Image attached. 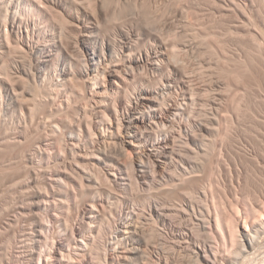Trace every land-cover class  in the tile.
Wrapping results in <instances>:
<instances>
[{
	"label": "rangeland",
	"instance_id": "374dc122",
	"mask_svg": "<svg viewBox=\"0 0 264 264\" xmlns=\"http://www.w3.org/2000/svg\"><path fill=\"white\" fill-rule=\"evenodd\" d=\"M68 1L69 0H66V3L67 5H69L68 7L70 12H72L71 10H73V12H75L73 14H76L77 5H79L76 1H80L81 3V0H70V3ZM113 1L112 0H105V1L82 0V2L85 3L84 5H87V8L88 9L90 8L91 11H93V9L94 10L96 9L95 13L97 11L96 7H98L96 6V3H98L99 5L102 4L101 2H103V5H105L104 8L105 7L106 8L103 10V13L101 15L102 17L99 16L100 18L99 22H101L99 23L100 24L99 30L101 29L100 33L102 31L103 37H105L104 35L106 34L107 36L106 38H109L110 40H112L111 38L113 39L115 38L114 41H116L117 44L119 43L118 45H115L116 43L113 42L112 40L113 42L112 45H114L115 49L117 48L116 50L117 55H121L120 49H122V46L125 45L126 39L125 37H123L122 32L125 33L126 31L128 32V35L129 36L131 35L132 38L134 39V40L131 39L133 41V43L131 42V45L134 44L133 45L134 47L132 46L134 49L132 48L131 51V53L133 51L134 53L132 54H135V50L137 51V55H138L141 52L145 53L144 51L151 50L153 48L157 53L158 52L161 53L164 50V52L166 51L165 53L169 57L173 56L171 58L173 60V63L171 62L170 64L165 62V64H167L166 65L167 67L164 66L165 65L163 64L164 62L160 60H159L160 62L158 61V64L160 63L163 70H165V68L166 70L170 68L171 69V70L169 69L170 71L165 70L166 71L165 72L162 70L161 72L162 74L160 72L154 74L153 72H151L152 69L147 70L148 67L151 68L150 62L145 64V66H143L144 69L143 68L139 69L140 73H138V70H136L135 71L136 75L137 73L138 75L140 74L139 76H136V78L139 77V80L138 79L137 81L136 79L132 80L133 82L135 81L134 83L131 82L130 80L129 83L131 84L130 92H135L132 89L133 85L134 87L137 86L136 88L139 90V93L136 90L137 94H140L141 92L140 89L144 86L145 87L148 86V88L156 87L154 89L157 92L156 94L158 97L157 100L159 99V103L162 105L161 107H165L166 105H169V103L170 105L178 104L177 106L181 104L183 108L184 106L186 107L184 110L181 109L179 114H176L179 115L177 116L178 118L176 117L175 114L172 115L175 116L176 120L174 117L171 118L172 116L170 115L171 117L169 116L165 124H160L157 126L155 124L152 125L153 128L155 127L157 131L162 128L161 129L163 130L162 132H157L156 130H154L155 128L154 129L152 128V126H149L148 128V130H151V132L149 131L147 132V134L150 133L148 134V140L150 141V143H153V141L157 139L156 135L158 134H159L158 137L167 136V134H164L167 133V131H168V135L170 136L171 134L173 135L171 136V138L174 139L173 141H175L176 137L178 138L177 139L178 141H175V143H173L174 146L176 144L175 154L174 151L172 150L173 144H171L170 146L172 147L171 150L173 151V154L171 153V155L168 157L166 161V162L170 161L168 167H166L167 163H165L164 165V170H163L164 173L163 172L160 173L159 171H157L156 168L150 166L152 162L145 160L144 162L146 166L144 170L146 172L143 170L142 173L138 174L139 172L137 170L136 172L135 169L133 168L135 167V162L133 161L134 159L132 160L133 161L132 165L134 164V166L132 167V165L129 166L128 164V163L131 164V162H128L129 160L127 161V158H124V156H122L121 159V161L123 162L122 164L121 161L118 159L120 157L119 156L117 158L112 159L111 163L112 162L113 163L111 165L112 168L115 169L114 172H118L120 175L118 173L116 174L119 177L122 176L120 177L121 180L119 178L120 182L118 181L119 182L118 184L110 179L111 181L109 180L107 184V180L106 179L103 180V178H105L103 177L104 174L102 175V173H104V171L102 170L103 168L99 166L101 167V171H100L98 164L94 163L95 159L93 157L95 156V154L94 156H92L93 163L91 166L92 167L97 166L94 167V169L99 168V170H97L99 172H94L95 170L91 167L93 176L95 174L96 175L101 174L100 176L101 178L102 177L103 178L100 181L102 180L104 182L106 181L105 184L103 181H102L103 183L100 182L102 183L100 185H102L104 188L101 186L102 187L101 189L100 186H97L98 188L100 187V189L96 188L99 192L93 189V194L96 193L94 195L96 196L99 195L98 197H96L94 202L95 203L97 202L96 205L98 204L97 205L99 207L98 209L102 211V212L100 211V214L102 213V215L100 216L99 214V218L98 220H96V224H94V226L98 225L95 227L96 230L94 236L95 238H97V236H99L101 232L102 233L100 235L106 234L104 235V237L106 236L105 237L106 240L112 243L111 245L109 244V250L112 248H116V246H113L116 239L113 234H112L113 236L111 235L110 230L116 229L117 227H119L121 223L125 224L130 219L131 221L134 219L133 221L134 222L136 221L137 222L136 224L141 226L142 230H145L147 233L150 231L154 236L153 241H156L155 242L156 244H155V248L152 247V249L149 252L150 259L154 258L157 261L158 258L160 257L162 258V256L163 258H166L167 256L166 259L169 260V264H188L187 260L188 261L192 260L193 258L191 259V257L193 255L190 252V250L187 249L188 248L187 246L188 244L192 245L191 244L192 242L190 241V243H188L189 241H187L188 240L187 238H185L187 240H184V238L179 237L181 236V233L186 231L184 232L186 234L187 232L188 234L194 232L195 234L194 233L193 234L195 235V238L198 241L201 240L205 242L206 241L211 242V240L212 242L215 241L214 242L215 247H217L220 254H223L221 255L222 257L221 262H223L225 258L232 257V255H235L234 252L238 250L239 248L238 242H240L239 239L242 238V231L245 221H249L250 223L264 222V0H173V1L172 0H165V1L164 0H154V1L127 0L128 2L126 0H113ZM73 4H76V6ZM72 5L74 7H72ZM125 6L127 8H125ZM177 8L179 9L177 10ZM56 12L57 11L52 12V15H54L53 13H55L57 16L58 14H60L59 17H56V15L53 16L58 19V20L56 19L57 20L56 22L59 21L58 22L59 24H62L64 27L67 26L68 27V28L66 27L67 29L70 28L69 32L65 33L67 34L66 37L67 36L69 37L71 35L70 34L71 32L72 33L74 32L75 34L76 33L75 30L71 29L73 28L72 25H68L71 23L69 21L71 19L68 17V15L65 16V14H62L61 12L59 13V11L57 12L58 14ZM63 15L65 16V19L67 17L68 20L62 19ZM61 19L62 21H60ZM64 20L66 23L68 21L70 23L68 22V24H66ZM119 32L120 34H118ZM72 35L71 37H69L70 40L71 38L72 40H74L75 35H73V37ZM68 37L65 38L67 39L65 40V42L70 41L68 40ZM120 40H122L124 43H120ZM163 41H166V43ZM160 42L162 43L160 44ZM73 43L74 41L71 43L72 46L74 47ZM167 46L169 47L167 48ZM73 47L70 46L72 50ZM138 49H143L144 51L141 50L139 53ZM167 51L170 52L173 51V53L172 52L168 53ZM170 54L172 56H170ZM173 54L174 55L176 54L175 57ZM168 64L171 67L168 68ZM174 66L175 69H179V68L182 69L183 74L180 73L181 76L179 73H176L174 71ZM169 75L171 77L170 86L173 85V87L171 86L172 88L169 87L170 89L169 88L165 89L166 88L164 87L165 84L162 83H166V81L169 79ZM12 77L10 75L8 78L12 83H15L14 81H16V79L14 78L13 81L11 79ZM172 79H174V81ZM18 83L19 82L15 83L16 87L22 86V85L19 86V84L21 83L19 84ZM80 83L78 82V87L80 85H83L82 83L81 84ZM96 84L98 83L96 82ZM161 84L163 85V87ZM25 87L28 86L25 85ZM41 87H40V91L43 89V87L42 88ZM44 88L45 89L41 91L42 93L38 90L39 88H37L39 92L37 91L36 93L35 91L33 93H36L37 96L40 93L39 96L41 97L43 96L42 102L44 101L43 102L44 105L41 107V105H39L36 102L38 106L36 105L37 108L35 106L36 108L35 114L36 116L38 115L40 116L41 114L42 117L44 116V118H47L46 119L47 121L48 120L47 116L49 113L46 114V109H48V106L46 107L44 106L45 104L48 105L46 101L47 99H49L48 95L50 94L51 96V91H49L47 85L44 86ZM33 89L35 90V88ZM33 89L30 88V90L32 91ZM47 90L49 91V93L46 94ZM163 90L164 92L165 90H167V92L164 93ZM45 95H47L48 97H46ZM41 97L38 98L40 99ZM162 97H164V99H167L165 100V102H167L165 106H164L165 103L163 104L164 100ZM43 98L45 100H43ZM160 99L163 101L162 103ZM20 106L21 105H19L18 108L16 106L15 109V107L13 106H9V105L6 106L3 104V107L0 109V111H2L4 108L2 113L5 114L3 115L1 113L2 115H0L1 117L0 118V264H33V263L38 264L39 262L41 263L40 260L43 261L46 260L45 264H48L49 261L52 262V260L54 261L58 258L60 259L61 257L60 254L62 255L63 253L64 254L62 255L61 258H66L65 260H70L71 258L72 260L76 259V261H74L76 264H80L81 262H83V260H84L83 264L84 263L94 264L96 260L98 261V263L97 262L96 263L99 264L100 260H102L101 257L103 256H100L101 251L98 250V248L95 251L98 250L100 252V255L98 256L99 254L98 251L97 254H95L96 252L94 251L93 254L97 256H95L96 258L94 257V255L92 256V252H91L92 250L90 251V248H92V243L89 245L90 247L88 246L89 250L85 248L84 245H82L83 247H81L79 245L74 244L76 241L81 240L80 238L82 237V235L85 238L89 236L92 237L91 236L92 227H90L92 225V222H90L89 220L85 222V220L82 218V215L78 214L79 216L78 217L77 214H75L78 213L76 209H74L75 203L79 201V204L81 205L82 204L80 202L81 200L80 199L75 200L74 198H73L74 200L71 199L73 202L76 201L75 203L73 202L69 203V205L71 204L70 206H72L70 207V209H73L71 210L72 211L71 213H74L76 211L74 214L71 215L67 211L68 210L67 202H69L70 199L66 200L67 201L66 202L63 201L65 199L61 200V197L57 196L60 187L58 186L59 183L56 181L55 178H57L56 172L58 171V166L62 164L61 163L62 161L59 160L58 158L59 150L57 147L59 145L56 142L60 143V141L58 140H60L61 138L55 136L54 132L53 134L55 137L52 136L53 135L52 131L47 130L50 129L49 128L50 125L48 124V122L45 124V126L48 124V127L46 129L42 127L38 128L37 127L38 125L36 126L37 128H35L33 127L34 125L31 126L30 123H27L26 122L27 118L26 119L22 118L24 117L23 114L22 116L21 114L19 116L18 111L20 110V113L22 112ZM42 108L44 109L46 108V109L42 110ZM12 109H15L14 110L15 112L17 110V112L13 113V111H11ZM39 111L42 112L40 113ZM37 112H39L40 114ZM106 112H108L107 114L111 115V112L109 110ZM7 114L9 116H7ZM92 117H93L92 119L94 120L92 121L93 124L95 122L96 115L92 114ZM18 118H20L19 121ZM50 118L51 116L49 117V120ZM52 119H54V116L51 118V120ZM112 119H115V117ZM22 120L25 121L24 125H23L24 121ZM21 121L23 123H21ZM27 125H28V129H27ZM161 125L165 129H163ZM29 127L32 128L29 129ZM5 133H7V135ZM40 134H42V136L44 135L45 138L46 136L49 137L47 140L48 143L49 141L51 142L53 141L54 143L57 137V141L55 142L56 146L54 145V147L49 148L46 142L44 143L41 142L40 138H43L44 136L41 137ZM180 135L181 137L183 136L184 139L180 138ZM174 136L175 138H173ZM5 137L6 138L10 137L11 140H13L14 138L13 140L14 142H12L11 144L8 143L7 145L5 144L3 145L2 142H4L3 140L5 139ZM38 139H40V142ZM180 139L183 140V142L184 140L186 141L185 143H183L184 146L187 142L189 143L186 144V146L188 145L187 146L188 148L185 146L187 149L185 148L183 149L182 143L181 144L178 143L181 141ZM193 139H196L197 142H194ZM37 143L38 144L40 143L39 145H42L41 149L42 148L44 150L51 149L50 153L52 152L51 153L52 156L50 154L51 156L50 159V156L48 155H45L43 158H41L40 155H38L36 157V161L33 162L34 166L32 168L31 166L33 165L32 161L28 159V157L25 158V155L27 153H25L24 151L25 149H29L30 147L31 148L34 147L33 149H35L36 147H38L36 146L38 145ZM109 144H107L106 146L109 147L114 146L112 142L110 145ZM27 151L29 150H26V152ZM173 156L174 158H172ZM124 163L126 166L128 164V166L126 167ZM41 164L43 165V167ZM35 165L37 167L39 166L38 167L39 169L43 168L45 170V172H40L39 169H36L38 170L37 172L39 174L41 173L42 175L44 174L43 176L40 175L41 176L40 177L37 174L35 175L37 177H34L32 175L31 171L33 169L35 170L36 168ZM115 165L117 166V168L115 167ZM61 167L63 168L64 166L61 165ZM62 168H60L59 166V169ZM120 168L122 171L120 170ZM143 175L145 176L148 175L149 176L148 180L144 179ZM12 176H14L15 178H12ZM28 176H30V178ZM19 178L22 179L23 182L25 180H28L29 178L36 185H38L39 183V186L43 188V190L44 189L47 190L46 192H44L45 190L44 191L41 190V192L49 193L48 195L50 198L49 200L54 204L51 203L52 204L51 205L50 201L49 202L47 201L46 204L47 205L50 204V206L54 209L53 213L56 214L55 216L53 213H51V216H48L47 212L38 211L35 209L32 196H34L33 194L37 193L38 190L40 191L41 188L37 189L39 186L37 187L36 185H33L35 186L36 190L35 189L31 190L32 187L29 190H27L26 188H29L28 186H32V185H30V183L29 185H27L26 183L27 181H25L24 183H26V185L23 183L24 184L23 186L22 181L19 180ZM35 178L38 181H36ZM14 179H16L15 181L17 182L18 180L20 181V183L18 182L19 185L16 184V182H14L15 184L13 185L11 180L14 181ZM52 180L54 181L52 182ZM110 182L112 183V185ZM148 182L151 184L149 185ZM106 188H108L109 190L108 189L106 190ZM30 191L31 193L30 195H28V192ZM100 191L102 192L103 195L101 194ZM28 196L31 197L28 198ZM57 197L59 198V201L61 200V202H58L59 204H57L58 201ZM100 197H104L103 199L106 198L108 199V201L107 200L101 201L100 199H98ZM27 199L32 204L27 202L28 201ZM27 204L28 206L31 204L29 208L30 207L33 208L32 209L30 208L31 210H29ZM103 204L104 206L106 205L105 206L106 208L108 207L109 211L108 209L106 210L105 208L104 210H106V212L103 210L104 207ZM117 204L120 206H118ZM57 206L58 207L67 206L65 207L66 209L64 211V213L66 211L67 213L63 214L56 211L57 213H59L57 214L55 212L56 210L55 207L58 208ZM45 207L46 205H44V208ZM1 211H3L4 213ZM158 211L160 214L163 211V213L166 214V217L169 219V221L172 222V224L174 225V228L172 227L173 230L175 231L174 234L172 233L173 231L170 232L171 228L168 225H164L163 223L159 222L158 215L156 214ZM37 212L39 213L37 214ZM35 214L37 215L43 214V216L41 215L40 216L43 219L45 218L48 219L49 221L54 220L53 222L51 221L52 223L51 225L48 224L50 228H52L50 234L48 232L45 233L42 232L44 233L45 235L44 236L43 234L41 235L37 232V230L39 231L41 230L38 226L40 220L42 219L41 217L38 218L39 216H36ZM57 215L59 217L61 215L62 217L67 216L68 221H66V217L65 219H62V217H60L61 219L59 217L57 218ZM206 217L211 220L209 225V227L212 226L211 228H208V223L207 226L205 225L206 224L205 222L207 220ZM154 218L155 220H153ZM70 219L72 220L69 221ZM48 220H46V223H50ZM102 220L105 223H103ZM77 221H79V223L80 221H82L83 224L81 222V226H80V224ZM67 222L69 225L66 224ZM100 222H102L101 223L102 225L100 224ZM84 223L85 226H83ZM162 225H164L165 227ZM69 226L70 227L73 226V229L76 230V231L73 230L74 234L72 233V231H70L71 229H69L70 228ZM99 227L103 229L102 231H100V233L99 230L101 229ZM81 231H83L84 234L85 232H87L85 234L87 235V237ZM32 232L35 233V235ZM37 233L41 236L39 237ZM178 233L180 234L179 236H177ZM210 233L214 234L213 237H216L214 238L216 240L209 237ZM47 234L49 235L47 236ZM161 235H165V237H167L169 242L164 245H161V239H160ZM99 238L100 237H98L97 240ZM40 239L41 242H38L40 241ZM58 240L64 241V243H66V246L71 245L72 247L74 246L76 247H74L75 248L74 249L70 246L71 248L70 247L69 248L72 251L71 252L68 251L69 250L67 249L68 247L65 246L64 248L66 250L63 248L62 249L63 251L61 250L62 252L61 253L57 248ZM99 240L100 242L103 241V239H99ZM176 240L177 241L184 240L182 241V243L184 242L185 244L179 242L177 246H174L177 242ZM53 241L55 242L53 243ZM67 242L69 243L71 242V244L68 243L69 244L68 245ZM170 243L172 246H169ZM179 245H181V247H179ZM52 247L54 249H52ZM171 247L174 249H171ZM76 248L79 250H76ZM161 249L162 251L163 250L165 251L162 252ZM78 251L80 253L83 252L82 258H80L81 255L80 253H78ZM263 253H264V249L261 252V254H259V257L257 256V258L259 259H256L255 262L257 263L255 264H261V263L264 264ZM168 255L172 262L168 258ZM48 256L50 258L49 261H48L49 259ZM83 257L85 259H88L87 262L85 259H83ZM79 259H81V262H77L79 261ZM93 259L95 261H93ZM260 259H262V261ZM49 264L52 263L49 262Z\"/></svg>",
	"mask_w": 264,
	"mask_h": 264
},
{
	"label": "bare ground",
	"instance_id": "6f19581e",
	"mask_svg": "<svg viewBox=\"0 0 264 264\" xmlns=\"http://www.w3.org/2000/svg\"><path fill=\"white\" fill-rule=\"evenodd\" d=\"M68 2L70 3V0ZM76 2L79 5H77V9H76L77 13L73 14L75 12H73V10H71L72 12H70L69 7H68L69 5H67L66 0H65V2H64V0H0V109L3 107V104L6 106L7 105L13 106V107H15V109H16V106L18 108V106L21 105L20 107H21L22 112L20 113V110L18 111L19 116H20V114H21V116L23 114L24 117H22V118H24V119L27 118L26 119L27 123H30L31 126L34 125L33 127H35V128L42 127L45 129L48 127V124H49L50 129H47V130H51L52 134L54 132L55 136L61 138L60 140H58V141H60V143L56 142L57 137H56V141H54V143H53V141L52 142L49 141V143H48L47 140L49 137L46 136V138H45L44 135H43L44 136L43 137L42 134H40L41 137H43V138H40L41 142H43V143L46 142V144L49 148L54 147V145L56 143L59 145L57 147L59 150L58 158H59V160L62 161L61 165H63L64 167L62 168L61 165H59L60 168H62V169H59V166H58V171L57 172L55 171L57 173L56 174L57 178H55V179L59 183V184L58 183H56V184H58V186L60 187L57 196L61 197V200L65 199L63 201H66L69 199L71 200L73 198L75 200L80 199L81 200L80 202L82 203L81 205L79 204V201H77V202L75 201L76 203L73 202L72 200L71 201L69 200V202L66 201L68 203V210H67L68 213H70L72 215L77 211L78 213H75V214H77V216H78V214L82 215V218L85 220V222L87 220L92 222V225L91 226L89 225L90 227H92V229H91L92 235L90 234L92 237H90V236L87 237V235H85V234L88 232V230H87V232H85V234H84V232H83L84 230H83L81 232H83V234L87 238H85L82 235V237L80 238L81 240L76 241L74 244L79 245L81 247H83L82 245H84L85 248L88 249V246L92 243V248H90V251L92 250L91 251L92 256L94 255L93 253L97 248H98V250L101 251V255H100V252L97 250L99 252L98 256L99 255L103 256V257H101L102 260H100L99 264H169V260L166 259L167 258L166 253H165L166 258H163V256H162V258L161 257L158 258L156 256L158 258L157 261L154 258L153 259L155 261L153 259H150L149 252L152 249V247L155 248V244H156L155 242L156 241H153L154 236H153L152 232L149 231L150 233L149 232L147 233L145 230H142L141 226L136 224L137 223L136 221L135 222L133 221L134 219L132 221H131V219L129 221L127 220L128 222L125 224H122L120 221L121 224L119 225V227H117L114 230H110L111 235L113 234L115 239H116L115 243L113 244V246H116V248H112L109 250V244L111 245L112 243L108 242V240H106V238H105L106 236L104 237V235H106V234L100 235L102 233V232L100 233V231L103 230V229H101V227H99L101 230H99L100 234L98 233L99 236H97V238L100 237L99 239H103V241L105 239V241L103 242L101 240L103 242L102 243L98 239L99 240V242H98L97 238H95V236H94V233L96 230L95 227L98 225L94 226V224H96V220H98L101 210L98 209L99 208L97 206L98 204L96 205L97 202L96 203L94 202L96 197H98L99 195L98 196L94 195L96 193L93 194V189L97 190L96 189V188H98L97 186L101 187L102 185H100V184H102L104 182L103 181L104 179L107 180V184H108V181L110 179L113 180L115 183L119 184V182H120L119 178L122 176L119 177L116 174L118 172H114L115 169H113L112 165H111L113 163V162L111 163L112 159L117 158L119 156L121 157V158L120 157L118 158L120 161L122 159V156H124V158H127V161L129 160L128 162H131V164L128 163L129 166L132 165V163L134 161L135 167H133L134 164L132 165V167L135 169V171L137 170L139 172L138 174L142 173L143 170L145 169V166H146L145 162H144L145 160L152 162L151 163L152 165L150 164V166H152L153 168H156L157 171H159L160 173L161 172L164 173L163 170H164L165 163H167L166 167H168V164L170 161L169 162H166V161H167L168 157L171 155V153L173 154V151H174V154L176 153L175 152L176 151V148H175L176 144L174 146L173 143H175V141H178L177 140L178 138L177 137L175 138V136H174L173 138H175V141H173L174 139L171 138V136H173V135L172 134H171V136L168 135V131L166 130L167 133H164V134H167V136L158 137V135H159L158 134V135H156L157 139L155 141H153V143H150V141L148 140V134H150V133L147 134V132L148 131L151 132V130H148V128H149V126H152L154 124L156 126L160 125V124H165V122H167L170 115L172 116L174 114L175 115L179 114L181 109L184 110L186 106H184V108H183V106L181 104L179 106H177L178 104H176V105L171 104L170 105V103H169V105H166L167 102H165V100H167V99H164V97H162L164 102L160 99L161 103L162 102H163V104L165 103L164 106L165 105L166 106L161 107L162 105L159 103V99L157 100V98H158L156 95L157 92L154 89L156 87H153V88L149 87L150 88L149 89L148 86H146L147 87V89H146V87L143 85L144 87H142V88L140 87L141 88L140 94H137V91L139 93V90L136 88L137 86L134 87V85H133L134 88L131 86L135 92H130V85L131 84H129V83H130V80H131V82H133L132 80H134V79H136V81H137V79L139 80V77L136 78V76L140 75V74L138 75V73H140L139 69L140 68L144 69L143 66H145V64H147L149 62H150L151 68L148 67L147 70L152 69L153 71L151 70V72H153L154 74L155 73L157 74V72L161 73L163 69H162V66L160 65V63L158 64V61L160 60V61L164 62L163 64H165V62L171 64V62L173 63V60L171 59L173 56L170 54V56H172V57H169L165 53L166 51L164 52V50L161 53H159V52L157 53V52H155V50L153 48L151 50H146V51L143 50L144 48L138 49L139 53L141 50H143L145 53L141 52L140 54L137 55V51L135 50V54H132V53H134V51L131 53L132 48L134 47L133 46L134 44L131 45V42L133 43L132 40H134V39L132 38L131 35H130L131 36V38H130V36L128 35V32H126V31H125V33L122 32L123 37H125V39H126L125 45L122 46V49H120L121 55H117L116 54L117 48L115 49L114 45H112V43L115 42L116 43V44L114 43L115 45H118L119 43L117 44V42L114 41L115 38L113 39L110 37L113 40V42L109 38H106L107 37L106 34L104 35L105 37H103L102 31L100 33L101 29L99 30V25H100L99 23H101V22H99L100 21L99 16L102 15L103 10L106 8V7L104 8L105 5H103V2H101L102 4H99V5H98V3H96V6H98V7H96L97 8L96 13H95L96 9L95 10L93 9V11H91L90 8L89 9L87 8V5H84L85 3L82 2V0H81V3H83V4H81L80 1H76ZM85 2H87V1H85ZM92 4H94V3H92ZM129 4H130V2H129ZM73 5L76 6V4H73ZM73 5H72V7H74ZM132 5H133V3H132ZM125 8H127V7L125 6ZM178 9L179 8H177V10ZM53 11L54 12L59 11V13L61 12L62 14H65V16L68 15V17L71 19V20H69L71 23L68 21L70 23V24H68V22L67 23L65 22V20H68V18L66 17V19H65L64 15L62 18V19H65L64 22L66 24L72 25L73 28H71V29L75 30V32H76L74 34V32L72 33L70 30V32H71L70 34L75 35L74 40H72V38H71V40L69 39V37H71L70 34H69L70 35L69 37L67 36L68 40H70L69 41L70 43L68 41L65 42V40H67V39H65V38H67L66 37L67 34H65V33L69 32L70 28L67 29L68 28L67 26L64 27L62 24H59L58 23L59 21L56 22L58 19L53 17L56 15L55 13H53L54 15H52ZM131 12H132V10H131ZM59 15L60 14H58V16L56 15V17H59ZM61 16H60V18H61ZM106 16H107V14H106ZM62 19L60 21H62ZM111 25H112V23H111ZM118 34H120V32ZM73 35H72V37H73ZM109 36H111V35H109ZM119 36H117V37H119ZM71 41L72 42L74 41V43H73L74 47L72 46ZM121 41L122 40H120V43H124L123 41L122 42ZM163 42L166 43V41H163ZM68 43L71 45H69ZM161 43L162 42H160V44ZM70 46L73 47V50L70 48ZM120 47H121V44H120ZM168 47L169 46H167V48ZM161 50H162V48H161ZM167 52L169 53L170 51H167ZM171 52L173 53V51H171ZM175 55H174V57H175ZM166 65L167 64H165L164 66H166ZM169 67H171V66L168 64V68ZM176 68H177V66H176ZM143 69H142V71H143ZM169 69H167V70H169ZM136 70H138L137 75L135 72ZM165 70H166V68H165ZM165 70H163V71H165ZM174 71L176 73H179V74L182 73L183 74L182 69H180V68L175 69V66H174ZM153 73H152V75H153ZM184 73H185V71H184ZM10 75H11V77L13 75V77L11 78L13 81H14V78L16 79V81H14L15 83L19 82V83H21V84L18 83L19 86L20 85H22V86L16 87L15 86L16 84L12 83L10 81V79L8 78ZM180 76H181V74H180ZM154 77H157V76H154ZM166 77H168V76H166ZM177 77H179V76H177ZM170 78L171 77L169 75V79L166 81V83H162L163 81L161 82L162 84H165L164 85V87H166L165 89H168L169 87L170 88L173 87V85H171L172 87L170 86V83H171ZM172 80L174 81V79H172ZM95 81L98 84H96ZM78 82L79 83L81 82L84 86L80 85L81 84L80 83L79 85L81 87L79 86L80 87L79 88ZM172 83H174V82H172ZM25 85L28 87H25ZM46 85L48 86L49 91H51V96H50V94L48 95L49 97L47 95H45L46 97L49 98V99L46 98L47 101L49 100L48 101L49 103L46 101V103L48 105L45 104V106H44V107L48 106V109L45 108L46 114L49 113L48 116L46 115L48 117L47 121H46L47 118H44V116L42 117V115L40 114L42 111L41 112L39 111L40 113L37 112L40 114V116L39 115L36 116V114H35L36 113L35 110L38 106L36 104V102L39 105H41V107L44 105V103H43L44 101L42 102L43 96L42 97L39 96L40 93L37 96L36 93L38 90L40 91L41 86L43 87L42 90H44L45 89L44 86H46ZM93 85H94V87H93ZM82 87H84V88H82ZM162 87H163V85H162ZM30 88L31 89L35 88V90L33 89V91H32V90H30ZM37 88H39V89L37 90ZM157 90H159V89H157ZM35 91H36V93H33ZM49 91L47 90L46 94L49 93ZM159 92H161V91H159ZM163 92H164V90H163ZM165 92H167V90H165ZM168 96H169V94H168ZM38 97H41L40 98L41 100ZM43 100H45V99L43 98ZM21 102H22V104H21ZM35 106H36V108H35ZM15 109H12L11 111H13V113H16L17 110L15 112L14 111ZM43 109L44 108H42V110ZM3 110H4V108H3ZM3 110L0 111V115L3 114L2 113ZM108 110L111 112L112 116L107 114L108 112H106V111H108ZM37 111H38V109H37ZM184 112H186V111H184ZM6 113H8V112H6ZM55 114H56V116H55ZM92 114L96 115L95 122L93 124H92V121H94V120L92 119L93 118ZM101 114H102V116H101ZM3 115H5V114H3ZM14 115H17V114H14ZM108 115H109V117H108ZM113 115H115V116H113ZM7 116H9V115L7 114ZM50 116H51V118L54 116V119H52L54 121H52L51 118L49 120ZM177 116H179V115H176V117ZM16 117H18V116H16ZM114 117H115V119H112ZM173 117L175 118V116H172L171 118H173ZM55 118H57V119H55ZM19 120H20V118H18V121ZM175 120H176V118H175ZM22 121H24V120H22ZM22 121H21V123H23ZM49 121H51V122H49ZM47 122H48V124L45 126V124ZM24 124H25V121H24L23 125ZM179 124H180V122H179ZM2 125H4V124H2ZM92 125H94V126H92ZM31 128L29 127V129H31ZM152 128H153V126H152ZM167 128H168V126H167ZM27 129H28V125H27ZM163 129H165V128L163 127ZM37 130H39V129H37ZM47 130H45V131H47ZM154 130H156V128ZM160 130H158V131L156 130V131L157 132L163 131V130H161V131ZM166 131H164V132H166ZM186 131H187V128H186ZM5 134L7 135V133H5ZM54 134L52 136H54ZM181 135H180V138H183V136L181 137ZM40 139H38L39 142H40ZM13 140H14V138H13ZM13 140H11L10 137L9 138L5 137V139L3 140L4 142H2V144L3 145L4 144L7 145L8 143L11 144L12 142H14ZM193 141L197 142L196 139H193ZM111 142L113 143L114 146H111V147L106 146L109 143L111 144ZM185 142H186L185 140H184V142H183V140L178 142L180 144L182 143L183 149L188 148L187 147L188 145L186 146V144L188 142L185 144V146L187 148L183 144ZM2 144H1V146H2ZM39 144L36 145L38 147H36L35 149H33L34 147H32V148L30 147L29 149H25V151H24L25 153H27L26 154L27 156L25 155V158L28 157V159H30L32 161V164H33V162L36 161V157L38 155H40V157L43 158L45 155L50 156V154L52 153V152L50 153L51 149L49 150L48 148H47L48 150H46V149L44 150L43 148H42L43 149L42 150L41 149L42 145H39ZM171 144H173V149H172V147H170ZM174 148H175V150H174ZM26 150H29V151L26 152ZM3 152H4V150H3ZM92 152H94V153H92ZM94 154H95V156H94ZM177 154H178V152H177ZM51 156H52V154H51ZM51 156H50V159H51ZM92 156H94L93 158L95 159L94 163H97L98 167L101 166L103 168L102 170L104 171V173L100 172V173H102V175L104 174L103 177H105V178L102 177L103 182L100 181L102 179L100 176L101 175L100 173H99L100 175L95 174L96 176L95 175L93 176V174H92L93 173L92 169H91V167H92L91 165L93 163ZM58 158H57V160H58ZM172 158H174V156ZM172 161H173V159H172ZM28 162H29V160H28ZM121 163L123 164L122 161H121ZM42 164H44V163H42ZM128 164H127V166H128ZM148 164H149V162H148ZM124 165H125V163H124ZM31 166L33 168L34 164ZM38 167L36 166L35 170L33 169L31 171V173L34 177H37V176H35L37 174L39 176L42 175V173L39 174L37 172L38 170H36V169H39ZM42 167H43V165H42ZM94 167H97V166H94ZM94 167H92V168L94 169ZM101 167H99L100 171H101ZM115 167L117 168L116 165H115ZM30 168H29V170H30ZM99 168L94 169L95 170L94 172H99V171H97V170H99ZM42 169L40 168L39 171L45 172V170L43 169L44 170L43 171ZM165 169H167V168H165ZM120 170H121V168H120ZM28 175H29V173H28ZM14 176H12V178H15ZM143 176H144V179L148 180V177H149L148 175H146V176L143 175ZM28 177L30 178V176H28ZM20 178H19V180L22 181V179H20ZM29 178H28L29 181L28 180H25V181H27L26 182L27 185H29V183H30V185H32V186H28L29 188H26V189L29 190L32 187L31 190H33V189H35V186H33V185H36V184ZM15 180L16 179H14V181L11 180L13 185L15 184L14 182H16V184H18V182L20 183L19 180H18V182ZM54 180H52V182ZM120 180H121V178H120ZM36 181H38V180L36 179ZM24 182L22 181L23 186H24V184L26 185V183H24ZM100 182H102V183H100ZM105 182H104V184H105ZM146 183H147V181H146ZM148 184L150 185L151 183L148 182ZM111 185H112V183H111ZM36 186L38 187L39 183ZM100 187L98 189H100ZM102 187H101V189H102ZM40 188L41 187L39 186L37 189H40ZM198 188H200V187H198ZM107 189L108 188H106V190ZM35 190H34V192H35ZM41 190H43V188H41L40 191L38 190V192L36 191L37 193H34V194L32 193L34 195V196H32L33 197L32 199L34 202V207L36 210L43 211V212L45 211L48 213L47 214L48 216H51V213H53L54 209L50 206V204L53 202H51L49 200L50 199L48 196L49 193H44L47 190L44 189L45 190V191L43 190L44 192H41ZM30 193H31V191L28 192V195H30ZM97 194H100V193H97ZM101 194H102V192H101ZM151 196H150V198H151ZM30 197L31 196H28V198H30ZM104 197H100L98 199H100L101 201H103V200L108 201V199H106V198L103 199ZM108 197H109V195H108ZM61 200L59 201V198H58L57 204H59L58 202H61ZM44 201H45V203H44ZM47 201L48 202L50 201V204L48 203L49 205L46 204ZM27 202H29V200ZM70 202L75 203L74 209H76V211L74 213H71L72 212L71 210H73V209H70V207H72V206H70L71 204L69 205ZM29 203H31V202H29ZM57 204H55V205H57ZM64 204H66V203H64ZM104 204H103V206H104ZM44 205H46L45 208H44ZM112 205H114V204H112ZM29 206L27 204L28 208H29ZM103 206H101V207H103ZM105 206L103 207V210H104V208L106 210L108 209V207L106 208ZM118 206H120V205H118ZM65 207H67V206H60L58 208L55 207V209H56L55 212L57 211L59 213L65 214V213H67V211L64 213V211L66 209ZM129 207H130V205H129ZM30 208L32 209L33 207H30ZM30 208H29V210H31ZM2 210H5V209H2ZM26 210H28V209H26ZM106 210H104V211L106 212ZM108 211H109V209H108ZM1 212H3V211H1ZM43 212H41V213H43ZM34 213H36V212H34ZM38 213L39 212H37V214ZM49 213H50V215H49ZM59 213H57V214H59ZM162 213H163V211H162ZM162 213L160 214L159 211L156 213L158 215L159 222L163 223L164 225H168L171 228L170 232L173 231L172 233L174 234V232H175L173 230L174 225L166 217V214L163 213V214H165V215H163ZM32 214H33V212H32ZM37 214H35V215L39 216L38 218L43 216V214L42 215L40 214L41 216L37 215ZM53 214H54V216L56 215L55 213H53ZM101 215H102V213L100 214V216ZM58 217L59 216L57 215V218ZM60 217H62V215ZM63 217H62V219H65V217H66V221H68L67 216H63ZM78 217H77V219H78ZM41 219L42 220H40L38 227L43 231L40 230L41 231L40 232L39 230H37V232L41 235L42 234L44 235L45 232H48L50 234V231H52L51 230L52 228H50V226L48 224L51 225L52 224L51 221L53 222L54 220L49 221L48 219H46V218L43 219L42 217H41ZM54 219H55V217H54ZM206 219H207L206 222L204 220V222L206 224L205 223L204 224L207 226V223H208V228H211L212 226L209 227L211 220L207 217H206ZM46 220H48L50 223H46ZM71 220L72 219H70L69 221H71ZM80 220H82V219H80ZM153 220H155V218ZM158 220H157V222H158ZM170 220H171V218H170ZM77 222L79 223V221H77ZM81 222L82 221H80V223H79L80 226H81ZM102 222H103V220H102ZM102 222H100V224ZM87 223H89V222H87ZM103 223H105V222H103ZM66 224H68V222ZM82 224H83V222H82ZM100 224H99V226H100ZM36 225H38V224H36ZM164 225H162V226H164ZM83 226H85V223ZM87 226H88V224H87ZM90 227H87V228H90ZM69 229H71L70 231H72L73 234H74L73 230L76 231L75 229H73V226H71ZM189 231H190V229H189ZM42 232H44V233H42ZM184 232H186V231H184ZM191 232H192V230H191ZM183 233H181V236H179L180 234L178 233L177 236H179L180 238H184V240L188 239L187 240V241H189L188 243H190V241L192 242L191 243L192 245L188 244V246H187L188 247L187 249H189L193 255L191 257V259L193 258L192 260H189V261L187 260L188 264H255V263H257V262H255L256 259H259V258H257V256L259 257V254H261V252L264 249V222L250 223L249 221H245V224L243 226V231H242V238H240L239 239L240 242H238L239 243L238 250L236 252H234L235 255H232V257H227L225 259L223 258L224 259L223 262H221V260H222L221 255H223V254H220L217 247H215V244H214L215 241L214 240H216V239H214V238H216V237H213V235H214L213 233H210L209 237L214 239L213 240L214 242H212V240H211V242L210 241L205 242L202 240L198 241L195 238L194 232H193L194 234L193 233L188 234V232H187V234L186 233L183 234ZM33 234L35 235V233H33ZM37 234H36V236H37ZM49 234H47V236ZM41 235H39V237ZM70 237H72V236H70ZM185 238H187V239H185ZM160 239H161V245H164V244L169 242L167 237H165V235H161ZM175 239H177V238H175ZM74 240H76V239H74ZM184 240H182V241H184ZM73 241H71V242H73ZM182 241L179 240L176 242V244L174 242V244H175L174 246H177V244L179 242L182 243ZM193 241H195V242H193ZM35 242H36V240H35ZM38 242H41V239ZM54 242L55 241H53V243ZM57 242H58L57 248H58L59 252H61V250L66 246V243H64V241H61V240H58ZM57 242H56V244H57ZM71 242L70 243L67 242V244L68 243L71 244ZM181 245H179V247H181ZM55 246H54V248H55ZM70 246H66V247H68L67 249H69L68 251H71L70 248L72 246L71 247ZM169 246H172L171 243ZM74 247H76V246H74ZM74 247H72V248H74ZM54 248L52 247V249H54ZM77 248H79V247H77ZM77 248H76V250H79ZM171 249H174V248L171 247ZM97 251H95L96 252L95 254H97ZM161 251H162V249H161ZM164 251L165 250H163L162 252H164ZM159 252H160V250H159ZM78 253H80V252L78 251ZM82 253H80L81 256L79 255L80 258H82V256H83ZM157 254H158V252H157ZM54 255H55V253H54ZM62 255L60 254L61 257H62ZM50 256H51V254H50ZM95 256H97V255H94V257ZM55 257H56V255H55ZM61 257H60V259L55 258L56 260H54V261L52 260V262H51V261H49L50 258L48 256V258H49L48 261L52 264H74L75 263L74 261H76V259L72 260V258H71L70 260H65L66 258H61ZM65 257H66V254H65ZM51 258H52V256H51ZM85 258H86V255H85ZM85 258L83 257V259H85ZM90 258H92V257H90ZM101 258H99V259H101ZM168 258L170 259L169 255H168ZM85 260L87 262L88 259H85ZM260 260L262 261V259H260ZM263 260H264V258H263ZM40 261H41V263L39 262L38 264H45V262H46V260L45 261L40 260ZM93 261H95V260L93 259ZM170 261H171V259H170ZM49 262H48V264H49ZM77 262H81V259H79V261H77ZM83 262H84V260H83ZM83 262H81V263L83 264ZM96 262L98 263L97 260L95 261V263ZM88 263H89V261H88Z\"/></svg>",
	"mask_w": 264,
	"mask_h": 264
}]
</instances>
